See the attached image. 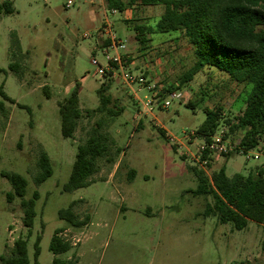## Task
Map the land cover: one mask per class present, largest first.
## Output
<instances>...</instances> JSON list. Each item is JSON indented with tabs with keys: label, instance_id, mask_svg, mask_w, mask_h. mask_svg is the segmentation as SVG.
<instances>
[{
	"label": "rangeland",
	"instance_id": "rangeland-1",
	"mask_svg": "<svg viewBox=\"0 0 264 264\" xmlns=\"http://www.w3.org/2000/svg\"><path fill=\"white\" fill-rule=\"evenodd\" d=\"M5 1L13 3L15 12L0 14V88L15 104L0 95V264L2 256H10L14 242L28 232L21 199L7 200L12 187L3 175L8 173L27 178L25 199L39 192L28 240L29 264H36L38 237V264H53L55 258L64 264H264L263 226L251 221L238 231L205 217L212 199L192 194L198 184L193 168L211 177L225 166L228 177H233L257 173L264 166V142L255 150L242 149V134H229L225 124L242 113L252 86L238 85L212 69H204L182 86L183 75L195 61L183 36L155 35L141 51L138 42L130 43L135 32L117 10L111 15L113 29L129 41V69L138 83L108 80L113 100L109 107L124 109L111 119L95 112L105 79L92 64L93 56L105 64L95 45L105 12L112 11L107 0H73L69 8V0H0V4ZM164 10V6H138L133 19L151 25ZM155 83L157 95L147 89ZM77 85L83 115L73 138L66 139L59 103ZM172 92L180 98L165 107ZM217 106L223 108L220 128L203 143L197 131L206 110ZM102 119L114 141L113 162L102 160L88 187L67 193L64 186L77 147ZM215 139L222 140L226 153L203 159L202 146ZM42 152L51 160L53 175L37 186L34 179ZM73 202L80 220L88 218L87 225L75 228L59 218V211ZM58 229L71 250L55 256L49 246Z\"/></svg>",
	"mask_w": 264,
	"mask_h": 264
},
{
	"label": "trees",
	"instance_id": "trees-1",
	"mask_svg": "<svg viewBox=\"0 0 264 264\" xmlns=\"http://www.w3.org/2000/svg\"><path fill=\"white\" fill-rule=\"evenodd\" d=\"M107 4L110 9L120 12L135 5L164 6V13L154 24L134 26L140 50L144 51L149 47L151 35L181 34L190 45L195 59L192 68L181 79L182 86L193 81L204 69L227 74L238 85L252 86L242 113L234 119H227L225 124L229 128V134H242L239 143L242 149L255 150L264 142V0H107ZM14 12L11 1L0 4V14L11 15ZM14 42L18 47V42ZM10 68L18 71L15 65ZM108 80L109 78H105L98 90L100 105L95 112L113 119L123 113L124 109L115 111L109 107L113 100L111 94H108L111 89ZM0 95L4 100L15 104L3 92L2 87ZM46 95L50 98L49 92ZM59 113L62 136L72 139L83 115L78 85L69 97L59 103ZM222 115L221 106L206 110L205 122L197 131L205 143L210 142V138L220 128ZM105 124L104 119L97 121L89 131L87 140L77 147L76 160L64 186L65 192L72 193L88 187L92 183V177L100 171V162H113L111 149L114 141L105 131ZM161 133L165 136L163 131ZM210 155L209 150L205 149L203 159ZM231 155L232 153L227 154L229 157ZM38 168L34 182L40 186L53 175L51 160L45 152L39 157ZM193 171L198 184L192 194L212 199L206 204L205 217H215L219 223L231 224L238 231L245 230L251 221L264 228V166L257 173L236 174L233 177H228L225 166L215 171L211 177L203 170L193 168ZM3 176L12 187V192L7 194L8 202L15 198L21 199L23 224L28 232L26 238L20 237L14 242L10 256H2L1 261L3 264H29L28 240L37 216L39 192L35 191L30 199H25L29 187L27 178L16 173ZM75 205L76 202H73L67 209L60 210L59 218L72 227L80 228L88 224V218L80 220L74 211ZM61 232L60 229L56 230L50 242L49 250L55 256L71 250L70 242L59 236ZM40 241L41 237H38L35 244L36 264ZM53 264L64 262L55 258Z\"/></svg>",
	"mask_w": 264,
	"mask_h": 264
},
{
	"label": "built area",
	"instance_id": "built-area-1",
	"mask_svg": "<svg viewBox=\"0 0 264 264\" xmlns=\"http://www.w3.org/2000/svg\"><path fill=\"white\" fill-rule=\"evenodd\" d=\"M74 4L73 0H69L66 3V7L69 8ZM116 11L112 10L111 14H107L104 22L103 27V34L107 37L109 41V46L103 50V56L105 59V64H102L96 56L92 58V64L96 67V72L101 77L105 78H121L125 82L129 83H138V80L131 76L130 72V61L131 56L129 55L127 48L128 43L126 40L122 39L117 35V33L113 29V23L111 22V15L114 14ZM142 83H146L144 80H141ZM147 89L150 92H154L155 95L158 94L157 91V83L155 84H148ZM169 100L166 101L165 107H169L172 101L177 100L180 98V94L176 92H172L169 95ZM201 151H205L208 149L211 154H224L226 153V148L222 143L221 139H215L213 142L208 145L206 148L202 146Z\"/></svg>",
	"mask_w": 264,
	"mask_h": 264
},
{
	"label": "crops",
	"instance_id": "crops-1",
	"mask_svg": "<svg viewBox=\"0 0 264 264\" xmlns=\"http://www.w3.org/2000/svg\"><path fill=\"white\" fill-rule=\"evenodd\" d=\"M144 7H150V6H144ZM137 9H138V5H135V6H132V7L129 6V7H127V9L125 11L121 12L122 14H124V19H123L124 22L128 26L132 27V29L134 28V26L140 24V23H138V18L133 19L134 10H137ZM112 10L116 11L114 14H112V15H115L117 13V10H115V9H112ZM107 14H109V13L108 12H105L104 22H105V18L107 16ZM103 27H104V23H103L102 27L97 30V41H96V45H95V50H97V51L100 50L102 53H103V50H105L109 46V41L107 40V37L103 34ZM135 35H136V33L134 34V36L130 37V39H129V41H130L131 44L136 41ZM155 35H158V34L151 35V38H153ZM166 35H169V34H166ZM124 40H126V39H124ZM126 41H127V43L129 42L128 40H126ZM130 52L131 51L128 49V53H130ZM93 57H95V56H93ZM135 66H137V63H135ZM109 79H111V78H109ZM203 143H205V142H203ZM202 145H204V144H202ZM112 175L113 174H111L110 177H112ZM135 176L136 175H134L133 179H128L129 182H133L135 180Z\"/></svg>",
	"mask_w": 264,
	"mask_h": 264
}]
</instances>
